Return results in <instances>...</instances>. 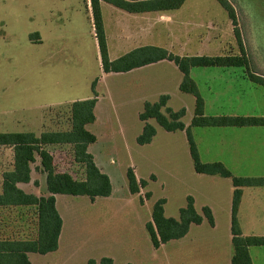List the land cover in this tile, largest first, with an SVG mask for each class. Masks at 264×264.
<instances>
[{
	"label": "rangeland",
	"instance_id": "obj_1",
	"mask_svg": "<svg viewBox=\"0 0 264 264\" xmlns=\"http://www.w3.org/2000/svg\"><path fill=\"white\" fill-rule=\"evenodd\" d=\"M230 1L249 59L253 54L258 56L264 49V0ZM185 6L213 7L214 22L223 29L222 54H235L230 41L239 53L234 24L217 0H187ZM90 16L87 0H0V133L40 135L46 131L69 130L73 100L92 96L94 81H97L96 92L102 97L98 120L88 129L98 138L91 152L99 168L109 175L112 194L94 201L88 196L59 194L57 208L63 219L59 248L48 254L31 253L32 264H90L91 261L101 264L103 257H111L113 264H211L212 260L224 263L233 250L231 217L225 210L227 199L232 198L231 179L197 173L185 136L180 131L165 130L155 120H152L157 128L154 141L147 145L137 143L135 137L141 132L143 122L135 116L139 103L135 101L138 89L133 86L134 74L104 72ZM254 65L251 62L252 70L257 71ZM153 71L159 90L175 92L176 76L168 68L155 66ZM123 86H132L128 88L132 91L128 98L135 102L128 104L130 110L122 112L119 92ZM255 91L261 96L264 87L258 86ZM177 93L168 106L178 110L187 108L183 121L190 123L194 97ZM261 98L263 102L264 97ZM194 128L203 139V162L213 160L204 147L215 144L220 135L248 134L260 129ZM226 144L234 145V141L229 137ZM50 150L59 170L71 171L78 178L83 176L82 167L74 162L71 146H50ZM241 155L248 162L247 152ZM12 156L9 148H0V171L10 165ZM232 156L227 151L219 158L225 160L234 175L254 176L247 168L235 165ZM39 165L38 159L32 166V181L20 185L27 192L44 195L46 176L36 169ZM129 168L138 179L148 181L137 194L129 190ZM190 195L200 213L208 206L205 204L215 207L217 223L211 226L205 218L202 224L192 225L184 238L154 248L146 228L152 219L154 203L165 198V215L178 218ZM252 224L256 223L243 221L241 227L249 234L263 233V224L254 227ZM36 234L35 208H0V237H35Z\"/></svg>",
	"mask_w": 264,
	"mask_h": 264
},
{
	"label": "trees",
	"instance_id": "obj_2",
	"mask_svg": "<svg viewBox=\"0 0 264 264\" xmlns=\"http://www.w3.org/2000/svg\"><path fill=\"white\" fill-rule=\"evenodd\" d=\"M186 0H90L95 36L98 41L101 61L105 73L128 72L162 60L174 62L183 73L180 90L195 97L194 115L189 126L183 118L186 108L174 110L168 106L170 95L163 94L159 100L146 102L139 118L144 122L137 143L146 145L152 142L157 134L156 127L149 122L154 119L169 132L184 130L187 134L190 155L194 169L199 174L219 175L230 178L234 187L232 198V247L231 264H254L251 247H264V236L244 235L239 220V209L244 187L264 186V176H236L220 161L203 162L196 144L192 128L194 127H248L264 126L263 116L206 115L205 100L198 85L191 77L195 67H241L255 83L264 86V76L254 73L251 61L244 47L241 32L237 26L236 10L230 0H217L228 12L234 24V33L239 53L216 56L197 55L181 56L163 47L145 46L136 48L121 57L112 60L109 56L107 36L104 27L101 2H107L131 13L150 11H172L180 8ZM96 83L92 84L94 96L89 99L71 103V128L66 131H46L40 135L34 132L0 133V148L12 151L10 165L0 171V208L30 207L37 211V234L35 237L7 236L0 237V264H32L29 253L48 254L59 248L63 219L57 208V194L71 196H88L92 201L97 197H109L112 194V183L108 174L96 164L88 148L95 143L97 136L88 129L96 120L95 107L98 101ZM69 145L73 150L74 162L82 167L83 176L78 178L71 171H61L55 163V156L50 146ZM46 175L48 195L38 196L28 193L19 184L32 180L33 164ZM128 186L132 194L140 192L148 185L145 179H138L132 168L127 171ZM150 196V193L147 194ZM166 199H158L152 208V219L146 225L154 248H160L172 240L184 238L192 225H200L206 218L211 226L215 218L209 206L200 213L195 206L193 196L187 197L186 206L180 208L179 217L165 215ZM90 264H95L91 261ZM101 264H113L111 257H103ZM125 264H133L131 262Z\"/></svg>",
	"mask_w": 264,
	"mask_h": 264
},
{
	"label": "crops",
	"instance_id": "obj_3",
	"mask_svg": "<svg viewBox=\"0 0 264 264\" xmlns=\"http://www.w3.org/2000/svg\"><path fill=\"white\" fill-rule=\"evenodd\" d=\"M185 3L180 8L172 11H150V12H142V13H131L121 8H118L112 4H109L107 2H101L104 27L107 36V44L109 48L108 49L109 56H110V52L113 53L114 55V56L111 55L110 58L112 60L117 59L136 48L145 47V46L163 47L181 56L222 55L223 50H225V48H223V43H224L223 29L219 26V24L217 26V23L214 22L216 18L215 17L216 14H214L216 12L215 9L213 7H202V6L190 8L188 6H185ZM87 11L92 15L90 0H87ZM89 19L91 21L95 33L93 16L92 18L90 16ZM206 21H209L210 24L208 25ZM94 37L96 38L95 34ZM229 43L230 46H233L235 48L233 49V51H235L234 53L236 54L238 51L237 48L235 47V43H232V41H230ZM250 58H251L250 61L253 62L257 67L256 69L257 71L254 70V73L264 76V49L262 53H260L258 56H255L253 54V56ZM155 66H164V68L165 67L168 68L170 72L176 76L175 92H171L168 90H159L158 79L155 78L153 75L155 74V72L153 71V67ZM110 73H116V72H110ZM118 73H122L125 75L134 74L133 78L135 79V82L133 83V86L135 85V88L138 89V92H136L137 98L135 99V101L139 103L137 109L135 110V116L137 118H139L140 113L143 111L146 102L154 103L158 101L160 96L163 94H169L170 95L169 101H171L174 95H178L177 92L183 93L180 90V84L183 80V73L179 70L178 66L174 62L169 60H162L156 63H152L139 68L132 69L128 72H118ZM190 73H191V77L197 83L199 91L205 100L206 115L264 117V101L263 102L261 101L262 100L261 97H264V94L260 96L256 94L255 91L258 88V86H262V85L253 82L248 77L247 73L244 71L243 68L195 67L192 68ZM128 88H132V86L131 87L123 86L119 92L121 94L119 108L121 107L122 112L130 110L131 108L127 107L128 104H130L131 102H135L128 98L130 93L132 92ZM98 95H99L98 101L95 107V115H96L95 122L98 120L97 112L102 98L100 94ZM92 97L93 94L92 96H86L79 100L89 99ZM73 101H77V100H73ZM194 109H195V97L193 101V115H194ZM174 110L177 111L178 109H174ZM186 110H187L186 112L187 114L188 109L186 108ZM152 120L154 119L149 120L151 124H153ZM120 121L122 122L121 117H120ZM190 123H185V124L186 126H189ZM143 127H144V122L142 125V130ZM248 127L260 128V129H254L257 131L248 134L237 133L232 136L220 135L217 139H215L214 141L215 144H207L204 147V152L209 156L210 155L213 156V160H204V161L205 162L220 161L224 163L225 160L219 157L224 155L225 152L230 151L233 154L231 161L235 165L239 166L240 164V166L247 168L248 173L254 175L253 177H262L264 175V126H248ZM233 128H244V127H233ZM192 131L195 136V141L198 146L201 159L203 160L202 157L203 149L201 148L202 146L201 143L203 142V139L201 138L202 136L199 137L198 135H196L195 128H192ZM141 132L136 135L135 137L136 139L141 134ZM180 132L183 134V136H185L184 138L188 144L186 131L180 130ZM155 137L153 138L152 142L154 141ZM229 137L232 139V142L234 141V145L226 144V141ZM97 142H98V138L95 143ZM240 142H245L246 144L240 145L239 144ZM93 144H91L88 148L90 153H92L91 146ZM245 152H247L246 158H248V162L247 160L243 161L242 159L243 156L241 154ZM93 156L95 158L94 154ZM100 169L102 170L101 167ZM19 186L21 187L20 184ZM233 191H234V187L232 189V198H233ZM28 193H32V192H28ZM44 195L47 196L48 191ZM58 195L59 194L56 195V200ZM232 198L229 197L227 199L226 207H225L226 213L228 216L231 217V219H232ZM205 205H208L212 209L215 221L217 223V214L215 207L210 203ZM239 220H240V224L244 221L247 223H256V224H252L253 227L254 225L258 226V224H263L264 226V186H253V187L243 188V195L239 209ZM242 231L244 235L264 236V231L262 234L254 233L253 231H251L249 234L245 230H243V227H242ZM231 243H232V238H231ZM254 248L256 247L250 248V254L253 263L264 264V247H260L259 249H254ZM30 254L31 253H29V257ZM232 256H233V250L231 251V254L227 256L226 261L224 263L220 262L219 260H215L214 262L212 260L211 264H231Z\"/></svg>",
	"mask_w": 264,
	"mask_h": 264
}]
</instances>
